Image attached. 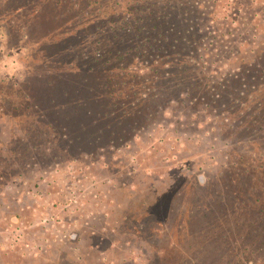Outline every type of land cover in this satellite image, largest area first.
I'll use <instances>...</instances> for the list:
<instances>
[{
  "label": "trees",
  "instance_id": "1",
  "mask_svg": "<svg viewBox=\"0 0 264 264\" xmlns=\"http://www.w3.org/2000/svg\"><path fill=\"white\" fill-rule=\"evenodd\" d=\"M217 1L0 0V22L19 41L45 35L59 63L71 59L12 85L0 81V127L7 135L0 138V192L25 178L31 163L118 147L169 106L202 105L220 117L225 162L189 191L160 195L164 206L143 203V214H126L125 229L153 233L154 224L171 243L160 248L167 262L173 255L183 261L189 248L174 242L170 230L187 225L194 254L204 248L203 237L220 245L214 260L196 256L197 264H264V41L250 50L253 61L234 69L210 68L203 54L216 44L208 24H217L220 13L230 26L243 24L237 6L259 0H236L234 7L227 0L231 13Z\"/></svg>",
  "mask_w": 264,
  "mask_h": 264
},
{
  "label": "rangeland",
  "instance_id": "2",
  "mask_svg": "<svg viewBox=\"0 0 264 264\" xmlns=\"http://www.w3.org/2000/svg\"><path fill=\"white\" fill-rule=\"evenodd\" d=\"M229 1L237 5L236 0ZM226 4L227 0L217 1L233 12ZM243 5L237 6L243 24L230 26L220 19L221 13L220 23L208 24L210 38L217 35L216 44L203 50L210 68L234 69L253 61L250 50L264 41V0ZM254 14L263 19L254 20ZM44 42L45 35L38 39L33 33L19 41L7 23L0 22V81L12 85L71 61L65 58L59 63L57 54H50L51 45L47 48ZM191 106H169L156 122L118 147L31 163L25 178L6 184L0 192V264H197L196 256L214 260L220 245H210L203 237L204 248L194 254V245L187 246L191 241L187 225L167 229L174 242L183 241L189 248L183 253L184 263L175 255L173 262L170 257L165 260L167 253L160 248L171 243L156 235L154 224L153 233L137 226L133 233L125 229L126 214H143V203H157L160 195L177 187L189 191L207 171L225 162L220 117L202 105ZM2 130L0 138L5 140ZM161 222L159 231L165 233L167 223ZM75 231L78 241L66 240Z\"/></svg>",
  "mask_w": 264,
  "mask_h": 264
}]
</instances>
